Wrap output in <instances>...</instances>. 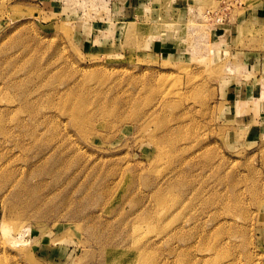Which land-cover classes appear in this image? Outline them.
Instances as JSON below:
<instances>
[{
    "label": "rangeland",
    "instance_id": "374dc122",
    "mask_svg": "<svg viewBox=\"0 0 264 264\" xmlns=\"http://www.w3.org/2000/svg\"><path fill=\"white\" fill-rule=\"evenodd\" d=\"M263 205L264 0H0V264H264Z\"/></svg>",
    "mask_w": 264,
    "mask_h": 264
},
{
    "label": "bare ground",
    "instance_id": "6f19581e",
    "mask_svg": "<svg viewBox=\"0 0 264 264\" xmlns=\"http://www.w3.org/2000/svg\"><path fill=\"white\" fill-rule=\"evenodd\" d=\"M257 92L259 93V91H257ZM252 97H257L255 92H254V95ZM262 207H264V205Z\"/></svg>",
    "mask_w": 264,
    "mask_h": 264
}]
</instances>
